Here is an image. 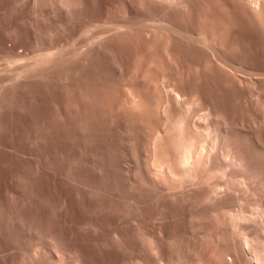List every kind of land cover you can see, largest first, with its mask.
Here are the masks:
<instances>
[{"label":"rangeland","instance_id":"374dc122","mask_svg":"<svg viewBox=\"0 0 264 264\" xmlns=\"http://www.w3.org/2000/svg\"><path fill=\"white\" fill-rule=\"evenodd\" d=\"M83 2V6H80V9L78 7L76 13L68 18L53 12L52 6L46 2L43 3L47 6L37 3L35 8L36 4L32 0H0V87L3 84L7 85L0 88V264H52L47 255L35 257L37 253L33 252L32 247L34 248L35 244L33 237L37 234L40 238L38 240L44 242L47 238H53L59 241L60 247L68 248L63 264L72 263L73 260H77L80 264L133 262V264L138 262L156 264L152 254L145 251L146 248L141 242L142 234L156 240L155 243L159 244L158 247L164 258L182 260L180 264L206 262L210 264L204 252L205 248L209 249L208 246L212 247L213 243L207 240L208 243L206 242L202 247L199 236L202 232L210 235L213 231L209 218L211 220L215 206L210 201L196 199L203 196L207 185L198 184V178L184 179L181 183L174 181L167 185L169 182L165 180L164 184L161 177L156 180V176L151 177L150 173L149 176L147 168L152 167L154 162L151 154L155 146L153 141L155 137L161 136L160 142H165L161 147L167 146L170 122L179 108L188 109L189 119L197 124L203 123L200 116L201 114L203 116L204 112L221 109L219 112H223L225 119L238 130L233 129V136L238 134L234 136L235 141L239 145L242 142L241 144L251 151L248 150L251 160L255 159L252 161L255 163L253 169L259 173L253 175L255 180L251 177L249 182L244 184L245 186L240 182L234 185L231 191L225 189V194L221 192L225 188L224 185L217 186V192L221 190L218 193H221L220 196L223 195L222 210L224 211L222 212L223 214L225 211L238 212L245 208L244 211L251 216L258 215L257 211L264 209V181L262 182L264 168L258 164L263 163L264 166V153L263 155L260 153L264 149V79L262 78L264 76L253 79L257 83L255 81L254 84L251 83L254 86L249 88V91L246 88L242 91V89L234 90L223 86L220 75L202 72L203 70L200 69H203L207 63L210 64L207 50L197 49L189 39V41L187 38L184 39L185 36L172 31L183 28L180 25L185 26L187 22L184 24L180 16L174 14L175 10L167 9L160 1L83 0ZM43 16L48 20L45 21ZM234 19L244 37L248 33L259 36L246 18L241 19L239 15L236 17L234 15ZM121 21L134 26L129 28L131 32L127 29L116 36L114 30L111 28L113 30L111 31L109 27L115 24L111 26V22ZM248 26L252 32L245 29ZM149 27L155 28H152L151 34L147 33L151 29ZM166 27L171 31H166ZM48 31H51V36L45 39L43 35L47 36ZM106 31L112 34L106 37L107 40L104 37L105 41L100 44L103 39L98 37L106 36L108 34ZM256 35H254L258 38L256 45H254L255 37L252 39L245 37L248 41L254 38L253 46L252 42L250 44L252 53H249L254 59L252 60L248 55L249 60L245 62L262 70L264 49L261 51L263 46L261 41L263 43L264 41L261 36L259 38ZM90 37L93 38L90 40ZM41 38L43 41L45 39L46 43H42ZM96 38L101 41L93 45L94 48L87 45L92 41L94 43L98 41ZM36 41L37 43L40 41L39 46ZM48 42L51 43L53 50L63 46L66 48L67 45L70 48L66 49L68 56L55 62L53 66L47 68L48 70H44L41 78L39 76L34 77L35 79L29 78L22 82L23 84L19 83L16 86L11 83L9 80L12 73L6 72L7 68H14L10 65L14 66L16 63V66L20 61L15 60V63L8 64L7 60L5 61L6 57L9 59L10 55H18L20 57L18 59L23 58L24 62L28 54L29 57L36 55L47 46ZM99 47L102 49L98 50ZM77 49L78 52L75 51ZM79 49L82 54H79L81 53ZM252 49L255 51L253 52ZM18 51L23 56L19 55ZM73 51L78 54L72 53ZM29 57L26 58L27 62ZM3 70L6 71L2 72ZM5 72L10 75L5 77ZM173 89H177L178 92L177 105L172 101L169 104L166 102L169 97L165 93L168 92L169 95ZM259 94L260 96H257ZM133 98H137L136 101L139 102L138 105L137 103L134 105L137 106L136 108L130 105L132 101L135 103ZM164 109L166 112H163ZM208 119L207 122H211L210 118ZM213 136L212 133L208 137L200 134L198 149L211 148L214 144ZM160 142L158 140L156 145ZM152 147L153 149H150ZM150 155L152 156L150 160L153 159L152 163L149 161ZM148 161L150 164L145 168ZM178 171H181V168H178ZM201 173L203 174L199 171L198 175H202ZM226 177L216 175L214 179L222 185L230 178L229 174ZM246 187L250 188L247 190ZM203 201L206 203H200ZM196 220L202 224L199 229L196 227L198 223ZM251 222L246 224L247 232L259 234L264 240V227L258 228ZM209 224L212 229L209 228ZM253 233L250 235H254ZM116 236L119 237L118 241L114 240ZM233 238L231 244L240 239L239 235H234ZM230 254L228 258L226 257L229 261L225 258L228 263L232 260L229 264L234 262L232 252Z\"/></svg>","mask_w":264,"mask_h":264},{"label":"bare ground","instance_id":"6f19581e","mask_svg":"<svg viewBox=\"0 0 264 264\" xmlns=\"http://www.w3.org/2000/svg\"><path fill=\"white\" fill-rule=\"evenodd\" d=\"M33 3H35V8L38 5L37 3H43L46 2L48 5L52 6L53 12H57L60 14H63V17H68L71 18L76 11L78 10L77 8L80 6L82 7L83 5V0H32ZM95 1V0H94ZM137 1V0H136ZM150 1V0H149ZM160 1L161 4L164 3L167 7V9H173L175 10L177 13L176 16H180V18L183 20L182 22H184V24L187 22V24L184 25H180L183 28L180 29H173L172 31H176V33L178 32L179 34L183 35V37L185 36L184 39L187 38V40L189 42H192L194 45L196 46V48H201L202 50L205 49L207 50V54H209V57L207 59H209L210 64H206L204 65L203 69H200L202 72L204 73H213V74H217L219 77H221V80L223 81L222 85L227 87L228 89H243L246 88L247 90L249 88H252L251 83H253V79L259 77L260 76H264V68L261 70L259 68H255V66L253 67L251 65H248L245 60H249L248 55L251 52V42L252 41H248L245 37L248 36V34L250 33H244L247 34L245 37L243 36V34L241 33L240 29H239V25L236 24L235 19H234V15L235 17L237 15L240 16L241 19L246 18L247 21H249L253 26V29L257 30V33H259V36H261V39H263L264 41V0H156ZM86 2V1H85ZM135 2V1H133ZM140 2V1H139ZM155 2V1H154ZM20 3V2H19ZM28 3V2H27ZM136 3V2H135ZM143 3V1H142ZM16 4V3H15ZM23 4V3H22ZM96 4V3H95ZM126 4V3H125ZM156 4V3H155ZM8 5V4H7ZM30 5V4H29ZM41 5V4H40ZM42 5H46L45 3H43ZM17 6V5H16ZM19 6V5H18ZM47 6V5H46ZM148 6V4H147ZM4 7V6H3ZM34 6H32L33 8ZM94 7V6H93ZM164 7V6H163ZM16 8V7H15ZM38 8V7H37ZM41 8V7H40ZM45 8V7H44ZM47 8V7H46ZM20 9V8H19ZM127 9V8H126ZM166 9V8H163ZM27 10V9H26ZM43 10V9H41ZM46 10V9H45ZM96 10V9H95ZM150 10V9H149ZM7 11V10H6ZM22 11V10H21ZM34 11V10H32ZM37 11V10H36ZM50 11V10H49ZM47 11V12H49ZM98 11V10H96ZM169 11V10H167ZM46 12V14H47ZM51 12V11H50ZM171 12V11H170ZM22 13V12H21ZM45 13V12H44ZM42 13V14H44ZM100 13V12H99ZM118 13V11L116 12V14ZM125 13V12H124ZM127 13V12H126ZM23 14V13H22ZM34 14V13H32ZM52 14V13H51ZM120 14V13H119ZM169 14V12H168ZM41 15V14H40ZM85 15V14H84ZM124 15V14H123ZM167 15V14H166ZM36 16V15H35ZM46 16V15H45ZM52 16V15H51ZM54 16V15H53ZM109 16V14H108ZM117 16V15H116ZM128 16V15H127ZM132 16V15H131ZM130 16V17H131ZM25 17V16H24ZM37 17V16H36ZM39 17V16H38ZM44 17V16H43ZM42 17V18H43ZM49 17V16H48ZM59 17V16H58ZM77 18V16H75ZM85 17V16H84ZM129 17V16H128ZM29 18V17H28ZM98 18V17H97ZM125 18V17H124ZM133 18V17H132ZM139 18V17H138ZM11 19V18H10ZM34 19V18H33ZM65 19V18H64ZM96 19V18H95ZM100 19V18H99ZM119 19V18H117ZM128 19V18H126ZM35 20V19H34ZM44 20H48L47 18ZM51 20V19H50ZM70 20V19H69ZM110 20V19H109ZM53 21V20H52ZM52 21H50L52 23ZM99 21V20H98ZM111 21V20H110ZM132 21V20H131ZM139 21V20H138ZM181 21V20H179ZM1 22V21H0ZM41 22V21H40ZM49 22V21H48ZM79 22V21H78ZM246 22V20H245ZM248 22V25H249ZM72 23V22H71ZM76 23V22H75ZM112 23V24H111ZM109 24H111V26L114 24V26L109 27V29H111V31H113L114 35L118 36L119 33H123V31H127V29L131 28L134 25L129 24L128 22H111ZM135 23V22H133ZM8 24V23H7ZM33 24V23H32ZM31 24V25H32ZM47 24V23H46ZM97 24V23H96ZM100 24V23H98ZM246 24V23H245ZM34 25V24H33ZM40 25V24H39ZM52 25V24H51ZM95 25V23H94ZM102 25V22H101ZM139 25V24H138ZM2 26V25H1ZM14 26V25H13ZM38 26V25H37ZM74 26V25H73ZM77 26V25H76ZM93 25H91L92 27ZM99 26V25H98ZM108 26V25H106ZM178 26V27H180ZM45 27V26H43ZM55 27V26H54ZM65 27V26H64ZM63 27V28H64ZM105 27V26H104ZM168 27H172V26H168ZM247 27V25H246ZM23 28V27H22ZM34 28V27H33ZM36 28V27H35ZM48 28V27H47ZM82 28V27H81ZM133 28V27H132ZM151 28V27H149ZM153 28V27H152ZM149 29L147 31V33H152L153 29ZM162 28V27H161ZM177 28V27H174ZM245 28V27H244ZM243 28V29H244ZM16 29V28H14ZM29 29V28H28ZM38 29V28H37ZM43 29V28H42ZM90 29V28H88ZM97 29V28H96ZM104 29V28H103ZM138 29V28H136ZM158 29V28H157ZM160 29V27H159ZM164 29V28H163ZM161 29V30H163ZM247 31L252 32L250 29V27L248 26ZM249 29V30H248ZM252 29V30H253ZM36 30V29H35ZM48 30V29H47ZM50 30V29H49ZM74 30V29H73ZM94 30V29H93ZM108 30V29H107ZM168 30H170L168 28ZM167 27H166V31ZM43 31V30H42ZM41 31V32H42ZM52 31V30H51ZM48 31L47 36H45L47 39V37L51 34ZM59 31V30H58ZM87 31V28H86ZM129 31L131 32V30L129 29ZM157 31V30H156ZM165 31V30H164ZM171 31V30H170ZM245 31V32H247ZM34 32V31H33ZM40 32V34H41ZM46 30H45V34H46ZM60 32V31H59ZM107 32V31H106ZM105 32V34H106ZM158 32V31H157ZM255 32V31H253ZM18 32H16L17 34ZM39 33V31H37V34ZM71 33V32H70ZM91 33V32H90ZM108 33V32H107ZM110 33V31H109ZM107 34L106 36H101L98 38H101V40L105 37V40H107V38L109 37V35L112 34ZM118 33V34H117ZM136 33V32H135ZM55 34V33H54ZM59 34V33H58ZM69 34V33H68ZM89 34V33H88ZM95 34V33H94ZM100 34V33H99ZM103 34V33H102ZM131 34V33H130ZM178 34V35H179ZM9 35V33H8ZM72 35V34H71ZM97 35V34H96ZM113 35V36H114ZM250 34L248 37H251ZM256 35V34H254ZM252 37H255V36ZM34 36V35H33ZM37 36V35H36ZM40 36V35H39ZM53 36V35H52ZM56 36V35H55ZM108 36V37H107ZM180 36V35H179ZM257 37H259L258 35H256ZM42 37V35L40 36ZM39 37V38H40ZM65 37V36H64ZM97 37V36H96ZM107 37V38H106ZM181 37V36H180ZM247 37V38H248ZM251 37V39H252ZM11 38V35H10ZM15 38V37H14ZM18 38V37H17ZM38 38V37H37ZM36 38V39H37ZM49 38V37H48ZM56 38V37H55ZM62 38V37H61ZM93 37H90L89 39L91 40ZM96 38V40L98 39ZM114 38V37H113ZM260 38V37H259ZM12 39V38H11ZM35 39V40H36ZM42 40V38L40 39V41L42 43H46V41ZM135 39V38H134ZM183 39V38H181ZM250 39V38H249ZM250 39V40H251ZM257 39L255 37V44L252 42V46L253 44L256 45ZM51 40V38H50ZM66 40V39H65ZM68 40V38H67ZM77 40V39H76ZM94 40V39H93ZM100 39H98V41H96L95 43L92 41L91 43L93 44H87L93 46V45H97V42ZM104 39L102 40V42H100V44H103V42L105 41ZM34 41V40H33ZM40 41H36L37 46L40 45ZM49 41V40H48ZM52 41V40H51ZM78 41V40H77ZM85 41V39H84ZM110 41V40H109ZM179 41V40H178ZM260 41V39H259ZM12 42V40L10 41ZM17 42V40H16ZM74 42V41H73ZM89 42V40H88ZM33 43V42H32ZM75 43V42H74ZM107 43V42H106ZM191 43V44H192ZM260 43V42H259ZM261 43L263 44L262 46V50L264 49V43L261 41ZM16 44V43H15ZM49 44V45H48ZM52 44H55L54 42H52ZM118 44V42H117ZM22 45V44H21ZM25 45V44H24ZM33 45V44H32ZM44 45V44H41ZM71 45V44H70ZM76 45V44H75ZM35 46V45H34ZM35 46V47H37ZM62 46V45H61ZM73 46V45H71ZM70 46V47H71ZM83 46V45H82ZM86 46V45H85ZM100 46V45H99ZM178 46V45H176ZM33 47V46H32ZM31 47V48H32ZM43 47V46H42ZM67 45L66 48L63 46V48H58L53 50L51 47V43H47V46L44 47L41 51H39L38 53L33 54L31 53V57H29L30 55L28 54L27 56L29 57V61L27 62L28 57H26L25 55V60L23 62V58L20 60L18 58H20L18 55H10L8 56L9 59H5V61L7 60L8 64L11 63H15L17 60H19L18 65L14 66L10 65V67H14V68H7L6 70H3L2 72L6 71V72H11L12 73V77L11 79L8 80L11 83H14L15 86L16 84L22 83L24 81H27L26 79H31L37 76H41L42 72L44 70H46L47 68H49L50 66H53V64H55V62H59L62 59L66 58L68 55V52L66 51L67 49ZM75 47V46H74ZM73 47V48H74ZM13 48V47H12ZM69 48V47H68ZM77 48V47H76ZM83 47H81L82 49ZM88 48V47H85ZM94 48V46H93ZM96 48V47H95ZM119 48V47H118ZM176 48V47H175ZM183 48V47H182ZM253 48V47H252ZM256 48V46H255ZM259 48V47H258ZM36 49V48H35ZM65 49V50H64ZM70 49V48H69ZM79 49V51L81 50ZM84 49V48H83ZM98 50H101L102 48H97ZM196 49V50H197ZM177 50V49H176ZM200 50V49H199ZM204 50V51H205ZM253 50V49H252ZM257 50V49H256ZM25 51V50H24ZM36 51V50H35ZM69 51V50H68ZM78 52V49L75 50ZM75 51H73L72 53H74ZM103 51V50H102ZM178 51V50H177ZM255 50H253L254 52ZM8 52V51H7ZM20 51H18L19 53ZM67 52V53H66ZM71 52V51H70ZM69 52V53H70ZM75 52V54L77 53ZM82 54L83 52L80 51ZM87 53V49L85 51ZM91 52V50H90ZM190 52V51H189ZM258 52V50L256 51ZM255 52V53H256ZM260 52V51H259ZM27 53V52H26ZM24 53V54H26ZM96 53V52H95ZM252 53V52H251ZM261 53V52H260ZM259 53V54H260ZM78 54V53H77ZM97 54V53H96ZM109 54V53H108ZM19 55H22V53H19ZM71 55V54H70ZM84 55V54H83ZM105 55V53H104ZM253 55V54H252ZM7 56V55H6ZM23 56V55H22ZM21 56V57H22ZM74 56V55H73ZM72 56V57H73ZM97 56V55H96ZM250 58L252 57V60L254 59V56L249 55ZM3 57V56H2ZM77 57V56H75ZM80 57V56H79ZM1 58V57H0ZM263 58V57H262ZM3 59V58H2ZM72 59V58H71ZM75 59V58H74ZM116 59V58H115ZM4 60V59H3ZM16 60V61H15ZM73 60V59H72ZM2 61V60H1ZM111 61V60H110ZM251 61V59H250ZM22 62V64H21ZM63 62V61H62ZM4 64V61L2 62ZM24 63V64H23ZM74 63V62H73ZM264 63V62H263ZM6 64V63H5ZM6 64V66L8 65ZM67 64V63H66ZM256 64V63H255ZM2 65V64H1ZM68 66V64H67ZM84 66V65H83ZM264 65L262 64V67ZM8 67V66H7ZM63 67V66H62ZM69 67V66H68ZM199 67V66H198ZM197 67V68H198ZM200 67V68H201ZM258 67V66H257ZM261 67V66H260ZM6 67H4L5 69ZM55 69V68H54ZM118 69V68H117ZM178 69V68H177ZM176 69V70H177ZM9 70V71H8ZM48 70V69H47ZM53 70V69H52ZM1 71V69H0ZM51 71V70H50ZM49 71V72H50ZM54 71V70H53ZM116 71V70H115ZM5 72V77L9 76L7 75L8 73ZM47 72V71H46ZM3 74V73H2ZM46 74V73H45ZM49 74V73H48ZM1 75V74H0ZM4 75V74H3ZM44 75V74H43ZM54 75V74H53ZM70 75V74H68ZM67 75V76H68ZM1 77V76H0ZM53 77V76H52ZM65 77V76H64ZM41 78V77H40ZM47 78V77H46ZM62 78V77H61ZM66 78V77H65ZM206 78V77H205ZM264 79V77H262ZM35 79V78H34ZM39 79V78H38ZM43 79V78H42ZM258 79V78H257ZM6 80V78H5ZM45 80V79H44ZM61 80V79H60ZM9 81L7 83H9ZM13 81V82H12ZM63 81V80H62ZM259 81V80H258ZM33 82V80H32ZM256 82V81H255ZM30 83V82H29ZM28 83V84H29ZM70 83V82H69ZM208 83V82H207ZM211 83V82H210ZM257 83V82H256ZM255 83V85H256ZM1 84V83H0ZM23 84V83H22ZM87 84V83H86ZM214 84V83H213ZM254 84V83H253ZM5 85V84H3ZM3 85L0 87L2 88ZM13 85V84H11ZM35 85V84H34ZM37 85V84H36ZM82 85V84H81ZM7 86V85H5ZM4 86V87H5ZM22 86V85H21ZM39 86V85H38ZM189 86V85H188ZM222 86V87H223ZM251 86V87H250ZM20 87V86H19ZM190 87V86H189ZM220 87V86H219ZM29 88V87H28ZM224 88V87H223ZM256 88V87H255ZM26 89V88H25ZM254 89V87H253ZM5 90V89H3ZM177 89H173V91L171 90V93L168 92L167 94L165 93V95H167L169 98L168 100H166V102L169 104V102H173L174 104H178V92L176 91ZM250 90V89H249ZM248 90V91H249ZM252 90V89H251ZM179 91V90H178ZM241 91V92H242ZM246 91V90H244ZM5 92V91H4ZM29 92V91H28ZM233 92V91H232ZM240 92V93H241ZM260 92V91H259ZM30 93V92H29ZM257 93V92H256ZM261 93V92H260ZM131 94V93H130ZM230 94V93H229ZM252 94V93H251ZM250 94V95H251ZM258 94V93H257ZM192 95V94H191ZM75 96V95H74ZM134 96V95H133ZM131 95V97H133ZM166 96V98H167ZM194 96V95H193ZM196 96V95H195ZM257 96H260L257 95ZM262 96V95H261ZM130 97V98H131ZM238 97V96H237ZM255 97V96H253ZM34 98V97H33ZM129 98V99H130ZM231 98V97H230ZM260 99V97H258ZM85 99V98H84ZM132 99V98H131ZM134 99V98H133ZM137 99V98H136ZM136 99H134L135 103L132 101V104L130 105H138L139 102L136 101ZM205 99V98H204ZM262 100V99H261ZM264 100V99H263ZM85 101V100H84ZM257 101V100H256ZM254 100V102H256ZM131 102V101H130ZM165 102V103H166ZM246 102V101H245ZM253 102V103H254ZM262 102V101H261ZM259 102V103H261ZM134 103V104H133ZM252 103V102H251ZM246 104V103H244ZM248 104V103H247ZM255 104V103H254ZM129 105V104H128ZM129 105V106H130ZM229 105V104H228ZM259 105V104H258ZM26 106V105H25ZM132 106V107H133ZM204 106V105H203ZM226 106V105H225ZM230 106V105H229ZM237 106V105H236ZM235 106V107H236ZM244 106V105H243ZM252 106V105H251ZM67 107V106H66ZM130 107V108H132ZM135 108L137 106H134ZM26 108V107H25ZM216 108V107H215ZM245 108V107H244ZM28 109V108H27ZM62 109V108H61ZM133 109V108H132ZM190 109V108H189ZM209 109V108H208ZM261 109V108H260ZM22 110V109H21ZM131 110V109H129ZM165 110V109H164ZM221 110V109H220ZM219 110V111H220ZM135 111V110H134ZM133 111V112H134ZM137 111V110H136ZM135 111V112H136ZM163 111V110H162ZM210 112L207 113L204 112L203 116L201 114L200 119H203V123L201 124H197L196 122H191V118L189 119V115H190V111L188 109H178V112L175 116H173V119L170 122V129H169V134H168V141L167 142V146L165 145V147H161L162 143L165 142H160L161 136H159V138L155 137V140L153 142H155V146H153L154 144H152L153 147L150 149H153L154 152L151 153L153 154L154 157V162L158 164H155L153 162L152 167L149 166V161L152 163V161L150 160V158H152V156L150 155L149 157V161L146 165L145 168H147V172L148 175L149 173L151 174V177L156 176L161 177L163 181V183L166 182L168 183L167 185H170L172 183L178 182L180 181V183L185 179V180H198V184H203V185H207V189L206 192L203 193L202 197L196 198L198 199V201L201 200H207L208 202L210 201V203H214V208L212 210V217L211 220L209 218V221L211 222L213 231L211 232L210 235H207V233H203L200 234V240H201V244L203 247V244H206L207 240L208 241H212L213 245L212 247H210V245L207 246L209 247V249L206 250L205 248V252L204 254L205 257L207 256L206 259H208V261L210 262V264H227L228 263V257L229 255H231L230 253L232 252L233 254V260L234 262H232L233 264H264V240L261 239V237H259V234L256 235L255 233H253L254 235H250L252 233H248L246 230V224L249 222H253L254 225H256L258 228L260 227H264V209H260L258 215L256 214V216H251L250 214H248L247 212H245V208L244 210H239L238 212H223L224 210H222L223 208V204H222V199H223V195L220 196V194L218 192H220L221 190H219L217 192V186L222 187L224 185V189L221 192H224L225 189L226 191H231L234 185H238L241 183L247 184L249 182V179H251V177H254L255 180V176L253 175H257L259 173H257V170L255 171V169H253V165L255 164L254 162H252L253 160L255 161V159L253 158L251 160V155L249 154V149H246L244 147L243 144L240 143V145L237 143V141H235V135L233 136V132L234 130L238 131L237 129L234 128V126L232 127V125L228 122V120L225 119V115H223V112H219V111H212L208 110ZM246 111V110H245ZM264 111V110H263ZM2 112V111H1ZM132 114V111H130ZM163 112H166L163 111ZM241 112V111H240ZM6 113V112H5ZM243 113V112H242ZM263 113V112H262ZM129 114V113H128ZM135 114V113H133ZM226 114V112H225ZM5 115V114H4ZM130 115V114H129ZM245 115V114H244ZM119 116V115H118ZM136 116V115H135ZM259 116V115H258ZM121 117V116H120ZM237 117V115H236ZM239 117V116H238ZM263 117H264V113H263ZM124 118V117H123ZM210 118L211 122H207ZM240 119V118H239ZM264 119V118H263ZM124 120V119H123ZM242 120V119H241ZM254 120V119H253ZM1 121V120H0ZM5 121V120H4ZM201 122V121H200ZM251 122V121H250ZM5 123V122H4ZM199 123V122H198ZM257 123V122H256ZM260 123V122H259ZM233 124V123H232ZM235 125V124H234ZM237 125V124H236ZM239 125V124H238ZM243 125V124H242ZM254 125V123H253ZM244 126V125H243ZM256 126V125H255ZM263 127V126H262ZM240 128V126L238 127ZM234 129V130H233ZM245 129V128H244ZM261 129V128H260ZM253 130V129H252ZM235 131V133H237ZM247 131V130H246ZM259 131V130H258ZM240 132V131H239ZM249 132V131H248ZM211 133L213 136L212 141L214 140V144L211 146V148L209 147L208 149H203L202 147L200 149L198 146L199 143V136L200 134L202 136H211ZM253 133V132H252ZM257 133V131H256ZM264 133V132H263ZM241 134V133H240ZM238 135V134H237ZM236 135V136H237ZM246 136V135H245ZM248 136V135H247ZM251 136V135H250ZM262 136V133H261ZM260 136V137H261ZM237 138V137H236ZM255 138V137H254ZM160 142V144L156 145L158 143V140ZM162 139V138H161ZM246 139V138H245ZM258 139V138H257ZM256 139V140H257ZM242 140V139H240ZM251 140V139H250ZM255 140V141H256ZM264 140V139H263ZM247 141V140H245ZM259 143V142H258ZM160 145V146H159ZM243 145V146H242ZM164 146V145H162ZM250 146V145H249ZM256 146V145H255ZM261 146V145H260ZM259 146V147H260ZM263 146V145H262ZM261 146V147H262ZM248 147V146H246ZM258 147V149H259ZM264 148V147H263ZM257 149V150H258ZM249 150V151H248ZM252 150V149H251ZM261 150V149H260ZM259 151V150H258ZM264 149H262L260 151L261 155H263ZM251 152V151H250ZM254 152V151H253ZM252 152V153H253ZM251 153V154H252ZM254 154V153H253ZM258 156V155H257ZM255 156V157H257ZM156 157V158H155ZM252 157H254L252 155ZM260 159V158H259ZM258 159L256 158V161ZM262 160V157H261ZM259 161V160H258ZM257 161V162H258ZM263 162V161H262ZM254 163V164H253ZM260 165H262L261 167L264 168L263 163H258ZM212 165V167L210 168V166ZM259 167V168H261ZM178 168H181V171H178ZM257 168V167H256ZM232 170H237L238 172H232ZM259 170V169H258ZM146 171V170H145ZM199 171H202L203 174L202 175H198ZM260 171V170H259ZM146 172V174H147ZM237 173V174H236ZM260 173H262L260 171ZM229 174L230 178H228L222 185H219L221 183H218L217 180L214 179V177L216 178V175L218 176H223L226 177V175ZM154 175V176H152ZM150 176V175H149ZM262 177V174L260 175ZM238 177V178H237ZM260 177V178H261ZM149 178V177H148ZM156 180H159V178ZM221 178V177H220ZM227 178V177H226ZM240 178V179H239ZM160 179V182H161ZM169 180V181H167ZM150 181V180H149ZM264 180L262 179V182ZM165 182V183H166ZM252 182V180L250 181ZM254 182V181H253ZM258 182V180H257ZM261 182V181H260ZM159 183V182H158ZM164 183V184H165ZM258 184V183H257ZM156 185V184H155ZM197 185V184H196ZM200 186V185H199ZM202 186V185H201ZM245 186V185H244ZM262 186V184L260 185ZM263 186H264V182H263ZM34 187V186H33ZM206 187V186H205ZM31 188V187H30ZM238 188V187H237ZM250 188V187H249ZM248 188V189H249ZM10 189V188H9ZM35 189V188H34ZM231 189V190H230ZM247 189V187H246ZM247 189V190H248ZM264 189V188H263ZM236 190V189H235ZM244 190V189H243ZM7 191V190H6ZM28 191V190H27ZM26 191V192H27ZM31 191V189H30ZM225 191V192H226ZM168 192V191H167ZM224 192V194H225ZM230 193V192H229ZM7 194V193H6ZM26 194V193H25ZM29 194V193H28ZM35 194V193H34ZM219 194V195H218ZM223 194V193H222ZM243 194V193H242ZM23 195V193H22ZM245 195V194H244ZM248 195V193H247ZM170 196V195H169ZM175 196V195H174ZM177 196V195H176ZM246 196V195H245ZM7 197V196H6ZM12 197V196H11ZM30 197V196H29ZM225 197V196H224ZM15 198V197H14ZM185 197H183L184 199ZM187 198V197H186ZM18 199V198H17ZM29 199V198H28ZM174 199V198H173ZM191 199V198H190ZM193 199V198H192ZM249 199V198H248ZM10 200V199H9ZM11 201V200H10ZM183 201V200H182ZM186 201V200H185ZM197 201V202H198ZM212 201V202H211ZM174 202V201H173ZM177 202V201H176ZM196 202V201H195ZM194 202V203H195ZM206 203V201L200 202V203ZM4 203V202H3ZM188 203V202H187ZM192 203V202H191ZM242 203V202H241ZM247 203V202H245ZM174 204V203H173ZM198 205H200L199 203H196ZM4 205V204H3ZM8 205V204H7ZM241 205V204H240ZM36 206V205H35ZM185 206V205H184ZM195 206V205H194ZM205 207V206H204ZM241 207V206H240ZM257 207V206H256ZM263 208V207H261ZM189 209V208H188ZM227 209V208H226ZM9 210V208H8ZM17 210V208H16ZM21 210V209H20ZM197 210V209H195ZM205 210V209H204ZM229 210V209H228ZM238 210V209H237ZM231 211V210H229ZM256 212V213H257ZM3 213V212H2ZM12 214V213H11ZM195 214V213H194ZM10 215V214H9ZM16 215V214H15ZM21 215V214H20ZM191 215V214H190ZM14 216V215H13ZM19 216V215H18ZM193 216V215H192ZM210 216V215H209ZM25 217V216H24ZM197 217V216H196ZM200 217V216H199ZM13 218V217H12ZM10 219V218H9ZM19 219V218H18ZM34 219V218H33ZM194 219V218H193ZM20 220V219H19ZM44 220V219H43ZM48 220V219H47ZM2 221V220H1ZM27 221V220H26ZM32 221V220H31ZM34 221V220H33ZM197 222L199 220H196ZM13 222V221H12ZM37 222H39L37 220ZM251 222V223H252ZM4 223V222H3ZM15 223V222H14ZM13 223V224H14ZM17 223V222H16ZM35 223V222H34ZM33 223V224H34ZM44 223V222H43ZM196 223V222H195ZM209 223V222H208ZM250 223V224H251ZM32 224V223H31ZM39 224V223H38ZM46 224V223H45ZM48 224V223H47ZM89 224V223H88ZM249 224V225H250ZM3 225V224H2ZM10 225V224H8ZM12 225V224H11ZM211 225L209 224V228H211ZM5 226V224H4ZM22 226V225H21ZM202 224L200 222L196 223V227L199 229L201 228ZM253 226V225H252ZM14 227V225H13ZM23 227V226H22ZM26 227V226H25ZM86 227V226H85ZM195 227V226H194ZM195 227V228H196ZM250 227V226H249ZM254 227V226H253ZM30 228V227H29ZM41 228V227H40ZM186 228V227H185ZM211 228V229H212ZM256 228V227H255ZM254 228V229H255ZM19 229V228H18ZM36 229V227H35ZM257 229V228H256ZM255 229V230H256ZM23 230V229H22ZM40 230V229H39ZM210 230V229H209ZM251 230V229H250ZM258 230V229H257ZM29 231V230H28ZM201 231V230H200ZM37 232V231H35ZM52 232V231H51ZM116 232V231H115ZM198 232V231H196ZM208 232V231H207ZM255 232V231H254ZM257 232V231H256ZM260 232V231H259ZM29 233V232H28ZM33 234V233H32ZM194 233H192L193 235ZM31 235V234H29ZM39 236V234H37ZM35 235L34 241V248L32 247L33 252H36L37 254H35V257L37 256H42V255H47L48 260H50L52 262V264H63L64 263V256L65 254H67V250L65 248H62L59 246L58 242L56 240H53V238L45 240L44 242L41 240H38L40 238H38V236ZM53 235V234H52ZM104 235V234H103ZM115 235V234H114ZM140 235V234H139ZM234 235H239L240 239H237V241L233 244H231V239H234ZM55 236V235H54ZM121 236V235H120ZM129 236V235H128ZM23 237V236H22ZM47 237V235L45 236ZM53 237V236H52ZM238 237V236H237ZM43 238V237H42ZM44 239V238H43ZM58 239V238H57ZM61 239V238H60ZM119 237L116 236L114 240L118 241ZM140 239V237H139ZM138 239V240H139ZM198 239V237H197ZM29 240V239H28ZM130 240V239H129ZM193 240V239H192ZM236 240V239H235ZM140 241V240H139ZM155 239L151 238V236H147L145 234L141 235V242L143 243L144 247L146 248L145 251H148L149 253H151L154 258V260L157 262L156 264H180V262H182V260L178 261V259H170V258H164V256L161 254V249L160 247H158V243H155ZM113 242V241H112ZM195 242V241H194ZM101 243V242H100ZM208 243V242H207ZM62 244V243H61ZM120 244V243H119ZM135 244V243H134ZM196 244V243H195ZM109 245V244H108ZM113 245V244H112ZM118 245V244H117ZM123 245V244H122ZM142 245V247H143ZM28 246V245H27ZM110 246V245H109ZM129 246V245H128ZM199 246V245H198ZM201 246V245H200ZM199 246V247H200ZM30 247V246H29ZM118 247V246H117ZM125 247V245H124ZM137 247V246H136ZM143 247V248H144ZM108 248V247H107ZM144 248V249H145ZM197 248V247H196ZM68 249V248H67ZM198 249V248H197ZM202 249V248H201ZM31 250V251H32ZM143 250V249H142ZM27 251V250H26ZM71 251V250H70ZM68 251V252H70ZM199 251V250H198ZM202 251V250H201ZM204 251V250H203ZM140 252V251H139ZM163 252V251H162ZM71 253V252H70ZM74 253V252H73ZM136 253V252H135ZM198 253V252H197ZM72 254V253H71ZM146 254V253H145ZM203 254V253H202ZM25 255V254H24ZM33 255V254H32ZM165 255V254H164ZM200 255V252H199ZM70 256V254H69ZM142 256V255H141ZM140 256V257H141ZM148 256V255H147ZM172 257V256H171ZM197 257V256H196ZM199 257V256H198ZM227 257V258H226ZM232 257V256H231ZM230 257V258H231ZM39 258V257H38ZM69 258V257H68ZM200 258V257H199ZM228 260L226 261L225 260ZM34 259V258H33ZM40 259V258H39ZM42 259V257H41ZM76 259V258H75ZM203 259V258H202ZM201 259V260H202ZM205 259V260H206ZM47 260V259H46ZM140 260V259H139ZM145 260V259H144ZM149 260V259H148ZM231 260V259H230ZM44 261V259H43ZM232 261V260H231ZM230 261V262H231ZM35 262V261H34ZM71 262V261H70ZM133 262V261H132ZM138 262V260H137ZM204 263V261H202ZM206 262V261H205ZM229 262V263H230ZM47 263V262H46ZM50 263V262H49ZM134 263V262H133ZM131 263V264H133ZM136 263V262H135ZM144 264V262H141ZM151 263V262H150ZM208 263V262H206ZM204 263V264H206ZM228 263V264H229ZM231 263V264H232ZM38 264V263H37ZM42 264V263H41ZM51 264V263H50ZM69 264H80V262L78 263V261H74L72 263ZM137 264V263H136ZM138 264H140V262H138Z\"/></svg>","mask_w":264,"mask_h":264}]
</instances>
